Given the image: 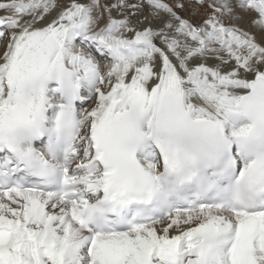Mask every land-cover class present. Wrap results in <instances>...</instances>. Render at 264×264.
<instances>
[{
	"label": "snow or ice",
	"instance_id": "6c2138e0",
	"mask_svg": "<svg viewBox=\"0 0 264 264\" xmlns=\"http://www.w3.org/2000/svg\"><path fill=\"white\" fill-rule=\"evenodd\" d=\"M0 264H264V0H0Z\"/></svg>",
	"mask_w": 264,
	"mask_h": 264
},
{
	"label": "bare ground",
	"instance_id": "6f19581e",
	"mask_svg": "<svg viewBox=\"0 0 264 264\" xmlns=\"http://www.w3.org/2000/svg\"><path fill=\"white\" fill-rule=\"evenodd\" d=\"M245 27H247V25H245Z\"/></svg>",
	"mask_w": 264,
	"mask_h": 264
}]
</instances>
